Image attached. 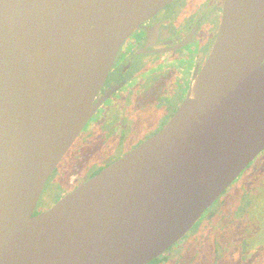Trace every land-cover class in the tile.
Masks as SVG:
<instances>
[{"label": "water", "instance_id": "1", "mask_svg": "<svg viewBox=\"0 0 264 264\" xmlns=\"http://www.w3.org/2000/svg\"><path fill=\"white\" fill-rule=\"evenodd\" d=\"M172 0H0V264H146L264 149V0H224L171 119L44 211L122 42Z\"/></svg>", "mask_w": 264, "mask_h": 264}, {"label": "flooded vegetation", "instance_id": "2", "mask_svg": "<svg viewBox=\"0 0 264 264\" xmlns=\"http://www.w3.org/2000/svg\"><path fill=\"white\" fill-rule=\"evenodd\" d=\"M223 1L172 0L122 42L97 94L103 100L79 133L85 132L88 141L98 140L96 160L74 170L51 204L46 205L41 196L33 214L50 207L171 119L210 54ZM262 151L179 240L146 264H258L252 252L254 231L264 225L263 215L255 211L264 203V199L259 202L264 189ZM233 183L235 193L229 198L225 193Z\"/></svg>", "mask_w": 264, "mask_h": 264}, {"label": "rangeland", "instance_id": "3", "mask_svg": "<svg viewBox=\"0 0 264 264\" xmlns=\"http://www.w3.org/2000/svg\"><path fill=\"white\" fill-rule=\"evenodd\" d=\"M123 102V97H120ZM113 105H116L113 102ZM112 106H109L108 109H111ZM102 120V118H101ZM105 123V122H104ZM98 140H90L85 136V132L79 135L71 148L67 151L66 155L61 159L57 167L55 168L53 176L49 177L47 180L46 187L43 188V193L41 196L46 198V205L51 204L57 195L61 193L64 189L69 176L74 170H79L80 168L87 167L89 163L93 162V159L96 160V152ZM264 153V151H262ZM96 156V157H95ZM89 162V163H88ZM235 186L234 183L226 190V196L231 198L234 196ZM40 196V197H41ZM264 199V189L263 194L259 197V202ZM40 200V199H39ZM235 202L234 200H232ZM255 211L261 213L264 221V203H259L255 207ZM261 220V219H260ZM262 221V220H261ZM264 224V223H263ZM254 250L252 255L255 257L258 264H264V225H259L258 228L254 231Z\"/></svg>", "mask_w": 264, "mask_h": 264}]
</instances>
